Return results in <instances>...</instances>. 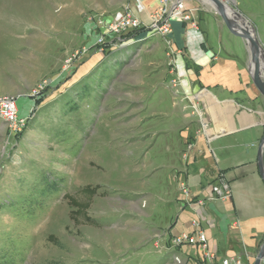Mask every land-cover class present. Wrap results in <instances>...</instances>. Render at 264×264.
<instances>
[{
	"label": "rangeland",
	"instance_id": "374dc122",
	"mask_svg": "<svg viewBox=\"0 0 264 264\" xmlns=\"http://www.w3.org/2000/svg\"><path fill=\"white\" fill-rule=\"evenodd\" d=\"M122 1L0 0V13L17 15L0 23V98L14 97L24 109L34 103L18 133L0 119V264H191L190 249H199L171 242L174 201L159 175L166 159L159 132L147 128L160 117L144 118L141 88L127 79L131 62L149 58L138 49L160 35L107 48L102 58H91L93 47L65 69L66 58L91 43L95 18L130 6ZM233 6L258 43L264 78V0ZM223 33L228 52L244 59L245 42L224 23ZM47 181L60 189L43 198ZM87 185L98 187L86 210L94 225L74 223L64 198L84 199L78 195ZM212 260L200 264L221 258Z\"/></svg>",
	"mask_w": 264,
	"mask_h": 264
},
{
	"label": "crops",
	"instance_id": "0c3cea01",
	"mask_svg": "<svg viewBox=\"0 0 264 264\" xmlns=\"http://www.w3.org/2000/svg\"><path fill=\"white\" fill-rule=\"evenodd\" d=\"M178 1L189 18L173 17L171 32L139 48L149 58L131 62L127 73L141 88L144 118L160 117L147 128L159 132L166 159L159 175L175 212L168 234L189 232L191 219H199L216 252L212 262L252 264L264 241V100L250 81L247 49L244 59L232 55L213 8L200 0H169L168 8ZM122 2L146 25L159 0ZM219 183L227 185L223 196L210 193ZM190 250L191 264L203 262L198 248Z\"/></svg>",
	"mask_w": 264,
	"mask_h": 264
},
{
	"label": "built area",
	"instance_id": "2783aa9c",
	"mask_svg": "<svg viewBox=\"0 0 264 264\" xmlns=\"http://www.w3.org/2000/svg\"><path fill=\"white\" fill-rule=\"evenodd\" d=\"M169 0H159L158 7L154 9L148 16V23L143 25L140 19L133 15L129 7L118 12L114 17H97L92 26L90 33L91 43L84 46L80 51H75L70 57L65 60V69H69L71 65L81 56L85 55L91 48L95 53L90 56L102 58L105 55V50H110V47L131 45L135 42L146 39L153 34L168 35L171 32V19L173 17H182L188 19V14H183V4L175 2L172 8H168ZM169 40H167V43ZM99 58V59H100ZM173 84L175 81H172ZM46 80L42 81L30 93L31 101L40 98L42 90L47 86ZM19 100L12 98H0V119L3 120L13 133L20 132L27 121L31 117L34 103L30 104L29 108H25L19 104ZM227 190V185L219 183L210 185V193L223 196V191ZM181 191L187 194V188L181 184ZM173 246L180 247H199L203 257L207 260L215 259L216 252L209 246L208 238L204 229L201 227V220L191 219V230L189 232H181L173 235L171 240ZM213 261V260H212ZM213 264V263H211ZM219 264H240L238 259L226 257L221 259Z\"/></svg>",
	"mask_w": 264,
	"mask_h": 264
},
{
	"label": "water",
	"instance_id": "95a60500",
	"mask_svg": "<svg viewBox=\"0 0 264 264\" xmlns=\"http://www.w3.org/2000/svg\"><path fill=\"white\" fill-rule=\"evenodd\" d=\"M204 3L209 4L215 13L219 15L223 21L227 30L241 38L247 46L249 53V74L252 83L256 89L261 93L264 98V78L261 77V62H260V49L258 43L251 34L249 28L247 27L248 21L234 8V0H200ZM238 19L241 24L237 23L235 19ZM264 146V138L259 147ZM264 263V241L261 244L257 255L254 257L252 264H263Z\"/></svg>",
	"mask_w": 264,
	"mask_h": 264
},
{
	"label": "trees",
	"instance_id": "16d2710c",
	"mask_svg": "<svg viewBox=\"0 0 264 264\" xmlns=\"http://www.w3.org/2000/svg\"><path fill=\"white\" fill-rule=\"evenodd\" d=\"M59 184L61 183L47 181V183H45L46 189L43 190L44 192L42 197H50L51 194L57 193L58 189H60ZM97 188V186L92 187L89 185L83 187L79 191L78 196H82L84 199L76 198V196L73 195H64V198L68 201V204L71 207V210L69 211V217L74 223H78L79 219L82 218L84 221L83 223L85 224H96L95 221L87 215L86 210L89 208L91 199L96 194Z\"/></svg>",
	"mask_w": 264,
	"mask_h": 264
},
{
	"label": "bare ground",
	"instance_id": "6f19581e",
	"mask_svg": "<svg viewBox=\"0 0 264 264\" xmlns=\"http://www.w3.org/2000/svg\"><path fill=\"white\" fill-rule=\"evenodd\" d=\"M21 6V7H20ZM19 6V11L18 12H21L22 13V11H23V8L24 7H26L27 6V4L26 3H21V5ZM24 6V7H23ZM34 10V9H33ZM33 10L31 11L30 9H29V14H30V17L31 16H33ZM15 11H17V10H15ZM14 11H4L3 13H0V23H3V22H5V20L10 16L11 18H15L16 16L14 15V13H13ZM27 12V10L25 11V13ZM24 13V14H25ZM19 16V15H18ZM46 17L47 18H49L50 16L48 15H46ZM18 21H20V20H18ZM12 22V21H11ZM2 27V26H1ZM3 28V27H2Z\"/></svg>",
	"mask_w": 264,
	"mask_h": 264
}]
</instances>
